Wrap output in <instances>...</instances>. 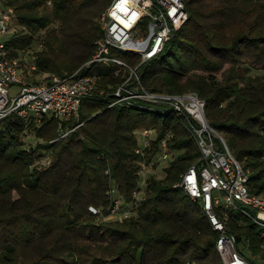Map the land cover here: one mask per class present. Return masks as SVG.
Here are the masks:
<instances>
[{
  "label": "trees",
  "instance_id": "trees-1",
  "mask_svg": "<svg viewBox=\"0 0 264 264\" xmlns=\"http://www.w3.org/2000/svg\"><path fill=\"white\" fill-rule=\"evenodd\" d=\"M111 1L3 0L16 14L10 55L30 52L36 70L25 75L35 83L73 73L92 57L102 34L100 17ZM183 1L188 21L137 75L151 93L194 92L204 100L209 124L250 171L252 192L264 195V0ZM118 56L133 67L140 63L134 54ZM255 69L263 73L253 74ZM120 83L105 75L94 97L82 101L78 121L0 120V264H223L217 232L199 205L175 187L201 157L187 119L171 110L109 107L108 85L115 90ZM79 124L60 138L61 125L72 130ZM142 129L155 132L144 156L135 153ZM28 134L35 145H26ZM167 134L172 159L160 163L155 160ZM142 160L154 161L146 199L135 217L108 219V190L115 187L131 201ZM91 206L101 214L90 212ZM229 230L249 262L264 258L257 226L234 216Z\"/></svg>",
  "mask_w": 264,
  "mask_h": 264
},
{
  "label": "built area",
  "instance_id": "built-area-1",
  "mask_svg": "<svg viewBox=\"0 0 264 264\" xmlns=\"http://www.w3.org/2000/svg\"><path fill=\"white\" fill-rule=\"evenodd\" d=\"M15 18L14 9L4 6L0 0V38L11 34ZM187 21L188 12L183 0H112L100 17L102 34L95 42L92 57L73 73L52 74L38 83L25 75L26 70H36V64L30 61V52L20 50L12 57L7 48L8 40L0 39V120L17 115L38 123L44 118L78 121L82 101L94 97L99 81L108 74L120 78L121 83L115 90L113 85H108L109 90L113 89L109 107L122 104L163 114L171 110L187 119L201 157L181 174L175 187L182 189L192 202L199 205L217 232L216 250L222 263L252 264L241 254L240 248L243 247L238 249L237 239L229 230V222L234 216L245 224L257 226L263 240L260 250L264 252V195L252 192L250 171L234 158L225 139L209 124L205 101L196 93H151L137 75L141 64L158 59L164 53L174 34ZM120 51L139 56L138 66L133 67L120 58ZM104 93L105 90L100 91L101 95ZM80 125L72 130L63 129L61 125L60 138ZM138 135L139 146L135 153L144 156L155 139V132L142 129ZM171 137L167 134L160 142L155 161L167 163L172 159L168 148ZM44 162L49 164V158ZM153 162H140L139 182L131 201L125 202L115 187L108 190L112 199L108 219L122 221L136 216V207L146 199L145 187L154 170ZM89 211L101 214L94 206L89 207ZM249 244L247 239L244 248L249 249ZM255 257L260 258L259 255Z\"/></svg>",
  "mask_w": 264,
  "mask_h": 264
},
{
  "label": "rangeland",
  "instance_id": "rangeland-1",
  "mask_svg": "<svg viewBox=\"0 0 264 264\" xmlns=\"http://www.w3.org/2000/svg\"><path fill=\"white\" fill-rule=\"evenodd\" d=\"M138 32H139V30H137V33ZM11 33L13 34L14 33V30H12ZM11 35H5L4 37H1L0 39L1 40H4V39L9 40L10 37H11ZM262 73H263V71L262 70H259V69H255L253 71V74H262ZM38 78L41 79L40 77H38ZM24 141H25V143H26L27 146H29V145L31 146V145H35V143L37 142V139H35L32 135H29L28 134V135H26L24 137ZM246 252L248 254L251 253L250 249H248V248L246 249ZM254 259H255L256 264H264V258H262V257H260V258L255 257Z\"/></svg>",
  "mask_w": 264,
  "mask_h": 264
},
{
  "label": "water",
  "instance_id": "water-1",
  "mask_svg": "<svg viewBox=\"0 0 264 264\" xmlns=\"http://www.w3.org/2000/svg\"><path fill=\"white\" fill-rule=\"evenodd\" d=\"M173 39H174V37H173Z\"/></svg>",
  "mask_w": 264,
  "mask_h": 264
}]
</instances>
